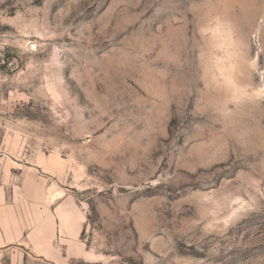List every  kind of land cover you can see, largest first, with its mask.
<instances>
[{
    "label": "rangeland",
    "instance_id": "rangeland-1",
    "mask_svg": "<svg viewBox=\"0 0 264 264\" xmlns=\"http://www.w3.org/2000/svg\"><path fill=\"white\" fill-rule=\"evenodd\" d=\"M0 192V264H264V0H0Z\"/></svg>",
    "mask_w": 264,
    "mask_h": 264
},
{
    "label": "crops",
    "instance_id": "crops-1",
    "mask_svg": "<svg viewBox=\"0 0 264 264\" xmlns=\"http://www.w3.org/2000/svg\"><path fill=\"white\" fill-rule=\"evenodd\" d=\"M6 195L0 192V251L14 246L26 247L32 251V243L30 242L27 229L20 224L19 227H15L13 224V217L9 215V208H2L3 202L6 201ZM8 214V215H7ZM23 227V228H22ZM51 239H47V246L50 245ZM46 243V242H45ZM43 245V243H41ZM46 246V244H44ZM33 252V251H32ZM43 251V257L44 255ZM11 259L9 264H18V260Z\"/></svg>",
    "mask_w": 264,
    "mask_h": 264
},
{
    "label": "built area",
    "instance_id": "built-area-1",
    "mask_svg": "<svg viewBox=\"0 0 264 264\" xmlns=\"http://www.w3.org/2000/svg\"><path fill=\"white\" fill-rule=\"evenodd\" d=\"M4 62V61H3Z\"/></svg>",
    "mask_w": 264,
    "mask_h": 264
}]
</instances>
